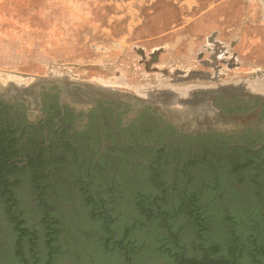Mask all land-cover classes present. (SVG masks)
Masks as SVG:
<instances>
[{"label":"rangeland","instance_id":"1","mask_svg":"<svg viewBox=\"0 0 264 264\" xmlns=\"http://www.w3.org/2000/svg\"><path fill=\"white\" fill-rule=\"evenodd\" d=\"M186 74L192 76L179 77ZM58 77L126 96L136 95L140 85H145L143 93L149 88L164 90L175 79L177 88H182L185 79H190L182 82L188 87L207 88L264 78V9L260 0H0V88L30 79L59 81ZM211 107L208 114L215 108ZM243 114L233 120L218 117L203 126L224 134L230 129L241 133L252 124L264 133V120ZM143 119L146 133L158 131L154 123ZM258 139L263 140L264 134ZM154 140L158 147L165 146L163 137L155 134ZM214 141L173 142L172 153L159 166L161 173L148 168L154 158L148 152L114 155L95 169L92 178L107 203V226L123 236L133 228L134 264H180L160 240L168 233L166 221L141 206L147 204V196L153 202L165 190L171 195L163 206L170 217L167 229L178 234L181 246L189 248V264L204 262L197 253L203 243L195 210L201 217L204 208L212 213L208 235L212 245L219 244L220 225L227 226L221 224L226 211L243 217L255 215L252 210L262 213L264 167L253 163L262 164L264 149L255 155L237 149L229 158V150L216 149ZM82 164L63 155L54 181L42 178L45 171L41 169L24 165L4 171L0 165V257L4 264L15 261L18 215L44 237L40 200L63 221L71 220L67 228L83 226L90 234L103 233L104 223L93 219L94 206L89 205L87 195L90 182ZM101 213L98 209L96 217ZM250 223L246 220L241 226L244 235L250 234ZM220 243V254L228 253L231 245ZM118 255V264H126L123 254Z\"/></svg>","mask_w":264,"mask_h":264},{"label":"flooded vegetation","instance_id":"2","mask_svg":"<svg viewBox=\"0 0 264 264\" xmlns=\"http://www.w3.org/2000/svg\"><path fill=\"white\" fill-rule=\"evenodd\" d=\"M260 3L264 9V0ZM63 80L30 79L23 83L11 82L0 88L2 169L10 165L22 167L28 159H40L44 165L39 169L54 181L63 155L69 154L83 163L87 182L93 188V184L97 187L92 178L95 169L102 168L106 158L126 152H160L167 156L173 151V142L210 138L225 145L221 148L229 150V158L237 146L252 155L264 149V139H258V135L264 133L255 125L249 124L241 133L230 129L224 134L211 126H203L206 121L218 117L233 120L242 113L254 114L264 120V90L258 87L264 85V78L216 83L215 87L207 88L188 87V84L182 83L190 79L181 80L182 88H177L175 84L178 80L175 79V84L169 88L158 89L157 92L149 88L147 93L144 92L146 95L142 92L145 85H140L134 96L110 92L90 83ZM208 103L210 106H207ZM211 105L216 109L208 114ZM143 118L154 123L158 131L150 129L146 133ZM191 125H195L193 130H189ZM155 134L165 139L164 147L157 146ZM243 137L245 140L240 142ZM255 142H259L258 145ZM7 158L9 160L4 165L3 160ZM97 200L103 201L100 190ZM104 209L103 217H107L106 202ZM183 248L189 252L188 247Z\"/></svg>","mask_w":264,"mask_h":264},{"label":"trees","instance_id":"3","mask_svg":"<svg viewBox=\"0 0 264 264\" xmlns=\"http://www.w3.org/2000/svg\"><path fill=\"white\" fill-rule=\"evenodd\" d=\"M214 142V147L217 146L216 149L225 147L218 140ZM255 143L258 145L259 142ZM234 149H240V147L237 146ZM244 151L251 154L246 149ZM164 157L165 155L163 153L155 152L153 160L151 162L149 161L148 168H154L158 173H161V168L158 165ZM210 158L214 159L215 154ZM8 160V158L7 160L4 159V162L2 161L3 164L5 165V162ZM261 161L262 164L255 162L253 163L254 166L257 168L264 167V159ZM43 165L44 163L40 159L38 161L28 159L25 164L26 167H32L35 170ZM12 167L19 168L18 166L10 165L8 167L4 166L3 170L9 171L13 169ZM36 174L41 173L36 172ZM41 177L44 178L46 176ZM87 191L89 205L94 206L93 219L100 220L104 223L102 234L96 232V234H90L89 229L83 226L67 228L71 225V220L67 219L63 221L59 215L51 211L50 206L44 200H40L39 203L44 208V213L41 214V220L45 222L44 227L46 228L44 237H39L37 229H33L32 224L27 225L26 221L21 222V218L18 215L16 219V248L14 251L16 257L15 261L13 259H9V261L13 260L14 264H64L66 262L68 264H118V261L121 260V257L118 255V252H120L123 254L122 258L126 264H134L131 257L134 240L130 238L133 228L125 230L124 236L119 233L115 234L107 226L109 220L103 217L105 214L104 202L97 200V193L93 190L91 184H88ZM139 196L145 197L141 193ZM194 197L197 198L196 196ZM101 198L104 200L102 195ZM170 198L171 195L165 190L163 195L157 197L153 202H151L150 197H145L144 200L147 201V204L144 202L141 206H145V209L148 207V210L151 211L153 216L162 217L166 221L164 225L168 233H164L160 240L168 244V251L178 258L180 264H189L190 261L188 259L191 256L190 250L186 252V249L179 243L178 234H174L171 229H167L170 217L165 214L163 206ZM98 209L102 213L101 215L97 214L96 217V211ZM156 209L158 212H156ZM252 211L255 215L245 217L241 213L226 211V217L224 220H221V224H227V226L220 225L221 230L218 229L221 236L218 241L219 244L212 245L210 243L211 238L208 237L209 231L213 226L212 213L209 209L204 208V217H201L197 213L198 210H195L193 215L197 219L196 223L199 225L198 235L201 236L203 243L200 244L197 253L198 256L202 257L203 264H264V208L263 210L261 208L259 210L262 213H256V210ZM246 220H250L251 222V231L248 235H244L241 231V226L246 223ZM18 222L20 224H17ZM64 225H66V228ZM115 237H117V241ZM222 240L224 244L231 245L228 253L220 254V242ZM0 264H4L1 257Z\"/></svg>","mask_w":264,"mask_h":264},{"label":"water","instance_id":"4","mask_svg":"<svg viewBox=\"0 0 264 264\" xmlns=\"http://www.w3.org/2000/svg\"><path fill=\"white\" fill-rule=\"evenodd\" d=\"M90 158L92 159L93 157L90 156ZM93 189H94L95 192H97V193L99 194V190H98V188L96 187V185H94V184H93ZM98 199L100 200V196H99V195H98ZM115 240H116V241L118 240L117 237H115Z\"/></svg>","mask_w":264,"mask_h":264},{"label":"bare ground","instance_id":"5","mask_svg":"<svg viewBox=\"0 0 264 264\" xmlns=\"http://www.w3.org/2000/svg\"><path fill=\"white\" fill-rule=\"evenodd\" d=\"M8 78H9V77H8ZM15 78H16V76H15ZM9 79H10V78H9ZM11 79H14L13 76H12ZM11 79H10V80H11ZM258 87H259L260 90H264V85H259Z\"/></svg>","mask_w":264,"mask_h":264}]
</instances>
